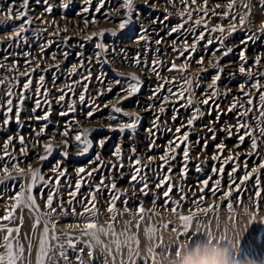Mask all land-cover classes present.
<instances>
[{
	"label": "rangeland",
	"instance_id": "374dc122",
	"mask_svg": "<svg viewBox=\"0 0 264 264\" xmlns=\"http://www.w3.org/2000/svg\"><path fill=\"white\" fill-rule=\"evenodd\" d=\"M93 1L92 6L87 0H28L25 7L23 0H0V178L4 177V166L8 167L13 176L17 175L14 165L18 164L25 169L23 179L0 183V218L6 214V209H10L12 201L9 197L19 192L21 186L27 188L30 183L27 174L29 166L38 169L44 178L43 183L37 181L32 194L36 196L41 213L46 217L49 210L41 196L46 198L56 189L57 173L53 169L59 167L64 175L60 177L54 206L59 202L63 208L68 206L81 212L90 198L89 194L95 193L100 221L99 216L108 208L113 194L118 192L121 195L115 201L116 210L124 216H117L115 222L119 223V227L133 219L130 214L137 213L141 204L149 211L139 223L155 224L157 221L153 213L156 210L151 207L154 206L153 200L157 208L162 206L163 201L167 203V208L163 210L165 213L160 212L166 215H174L171 209L177 205V213L184 215L199 213L194 202H199L200 208L219 205L207 215L199 214L197 218L203 217L213 225L220 219L223 225L224 220H232L227 207L231 203L235 218L243 221V236L240 242L237 243L235 239L232 242L230 264H264V169L258 168L264 163V137L259 135L260 129L264 128V115H261L264 106L259 101V95L264 93V0H235L238 9L235 10L236 19L231 14L227 17L222 14L227 11L228 0H208L207 16L202 11H195L197 6H202L203 0H198V5L190 8H185L180 0H134L131 23L124 29L119 27L120 22L128 18V11L123 6L124 0ZM243 2L254 7L246 23L241 26L239 17L248 11L241 7ZM217 3L220 8H216ZM64 4L68 7L64 8ZM49 6L51 12L46 11ZM85 7L89 11L84 12ZM97 7L99 11H96ZM213 9L221 15H214ZM17 11L25 15L16 19ZM187 12H191V18L187 14L181 16V13ZM29 20L30 24L26 22ZM85 20L89 21L87 26ZM92 20L96 22L93 24ZM198 20L199 24L196 23ZM147 23L156 27L157 32L171 33L169 42H175L168 44L160 41L159 37L156 39L157 36L150 32L153 30ZM233 24L236 28L234 32ZM20 26L25 29L21 33L22 39L12 34ZM221 27L223 33L217 30ZM72 28L77 29L82 39H67L64 46L63 43L57 44L56 39H60V34ZM101 32L103 36H100ZM112 32L116 35L113 36ZM188 34L193 40L186 38ZM249 35H255L256 39L248 41L246 45L241 43ZM201 36L204 39H200ZM238 43L243 44L246 63L240 59L242 49L234 50L233 46ZM97 44H103L107 52L98 48ZM193 45L195 51H192ZM227 49L232 51L225 56L223 53ZM214 51L215 54L210 55ZM257 56L260 57L259 65L254 63ZM137 57L140 60L139 66L135 63ZM201 60L203 63H200ZM173 64L176 69L170 71ZM241 67L245 68V73L239 71ZM248 72H251V76ZM133 74L141 82L140 90L122 99L127 96L124 89L128 86V77ZM217 75L220 79L214 85L212 81ZM40 77L44 78L42 85ZM28 80H31V85L25 90L23 85ZM115 80L121 82L117 84ZM256 81L262 85L259 92L251 88V84ZM241 85H244L243 91ZM109 88L112 90L108 91ZM9 89L11 97L7 95ZM212 92H216V95L210 96ZM61 95L64 96L63 100L58 99ZM81 95L84 96L83 102L80 100ZM21 97L24 98L22 104ZM249 98L253 100L251 105L247 103ZM8 99L12 100V113L7 112ZM204 99H209L207 105L202 103ZM37 101L40 103L39 108L36 107ZM234 103L236 108L229 111ZM113 107H119L122 111L114 112ZM17 110L20 111L19 123L15 118ZM90 111L93 115L89 118L86 114ZM61 112L67 115L61 116ZM245 112L247 115H240ZM45 114H48V120L36 119ZM194 115L198 118L189 126L188 121ZM5 116L9 119L8 124L4 123ZM112 116L116 118L110 119ZM135 116L139 117L137 127L134 130L126 128L121 132L120 127L129 123L130 118L135 119ZM243 122L249 125L248 129L238 127ZM66 128L68 136L62 135ZM229 128L232 135H229ZM85 129L89 130L88 139L92 147L81 155L76 147L75 135ZM248 132L252 133L251 137L247 135ZM185 135L186 141L183 140ZM240 135L245 136L243 143L239 139ZM20 136L24 138V145L20 144ZM9 137L12 142L5 156L3 145ZM252 138L258 143L257 154H252ZM100 141H104L103 147ZM46 144H50L53 149L50 155L45 152ZM176 144L179 147H175ZM221 144L225 146L222 151L218 148ZM22 147L26 149L25 152L20 151ZM172 148H175L174 152ZM186 148L189 151L187 174L181 177L185 168L183 151ZM117 149L120 150L119 158L116 155ZM166 152L168 156H165ZM41 156H47V159L41 160ZM213 156L218 158L214 160ZM149 157L153 159L149 160ZM137 159L140 160L138 165L135 164ZM98 166L101 168L97 173L93 171L91 176L87 175L89 170H96ZM197 167L200 171H197ZM80 168H84L85 172L78 175ZM135 168L141 169L139 177L144 178L139 183L131 181ZM213 168L217 171L213 172ZM220 168H223V172L218 171ZM253 168H258L257 173L241 184L240 181ZM164 175L171 177L173 191L169 194L170 199L163 196L167 183L161 188L156 187ZM77 180L81 182V187L73 199L69 193L75 190ZM205 180L208 185L201 192ZM113 181L116 184L115 190L110 188ZM145 181L148 184L147 196L140 192ZM217 181L219 190L214 196L213 189L217 187ZM237 186L239 191L234 190ZM97 187L101 191L96 192ZM230 190L231 196L225 197L224 194ZM257 190L261 192L259 198L255 196ZM182 195L184 199H181ZM69 200L72 201L71 205ZM124 200L128 203L124 204ZM15 215H21L19 209ZM22 215L23 224L19 225V221H16L21 229V242L27 248L30 240L32 251L36 250L37 239L42 236L36 231L44 226V221L33 230L32 214L25 209ZM55 218L59 241L50 242L51 245L57 242L53 245L55 252L50 255H53V264H63L59 258L58 245L65 243V237L61 235L63 232L59 231L61 228L58 226L59 223L77 224V221L70 214L64 216L59 209ZM251 218L262 220L257 231L248 225L247 220ZM167 222L156 223L157 230H161ZM167 226L172 228V232L178 229V226ZM195 226L196 219L192 229L187 231L189 238L194 234L192 230ZM48 227L51 234L52 224L49 223ZM26 230L29 232H24ZM81 231L80 228L72 233L79 235ZM184 235L185 232H182V239ZM81 247L83 244L77 245V249ZM168 247L167 243L165 251L154 254L156 257L162 256L170 250ZM139 249V255L146 257L147 250ZM65 250L70 257L68 264H78L75 255H82L87 264H103L99 250L91 259L87 256V250L84 253ZM175 250L174 247L170 251L174 253ZM30 255L26 252L28 259ZM140 264H143V259Z\"/></svg>",
	"mask_w": 264,
	"mask_h": 264
},
{
	"label": "snow or ice",
	"instance_id": "6c2138e0",
	"mask_svg": "<svg viewBox=\"0 0 264 264\" xmlns=\"http://www.w3.org/2000/svg\"><path fill=\"white\" fill-rule=\"evenodd\" d=\"M88 3H91V0H87ZM180 2L182 4H184L185 8H190L193 5H198V0H191V3L189 4V0H180ZM133 3L134 0H124V8L127 9L128 11V18L121 21L120 22V29H124L128 24L131 23V14L133 12ZM23 4L25 5V7H27L28 5V0H23ZM208 0H203V4L202 6H197L195 8V11L197 12H203L205 16L208 15ZM101 7L103 6L102 4L100 5ZM64 8H67L68 5L64 4L63 5ZM242 8L247 9L248 11L245 12L243 15H241L239 17V24L241 26H243L246 23L247 17L250 15L252 8L254 7V5H250L247 2H243L241 5ZM262 7H264V5H262ZM216 8H220V4L217 3L216 4ZM100 8L98 7L96 9V11H99ZM235 10L236 9V3L235 0H228V4H227V11H225L224 13H222L225 17H227L229 14L232 15L233 19H236L235 17ZM12 9L9 8V12H11ZM46 11L51 12V6H49ZM84 12L89 11V9L87 7H85L83 9ZM214 15H221V13H217L215 12V9L212 10ZM187 14L189 16V18H191V12H187V13H181V16ZM25 15L24 13H21L19 11H17L16 14V19H21L22 16ZM27 23H31V21H26ZM95 20H92L91 23H95ZM89 23L88 20H85V26H87V24ZM197 24L200 23V21H196ZM218 31H220L221 33L224 32V29L221 27L219 29H217ZM236 30L235 25L233 24L232 26V31L234 32ZM262 30H264V23H262ZM25 29L23 28V26H20L17 29L13 30V35L18 38V39H22L23 37H21V33L24 32ZM65 31H67V29H65ZM173 31H176V29H173ZM113 36L116 35L115 32L111 33ZM95 35V34H93ZM104 33L101 32L100 36H103ZM89 39H91V37H89ZM141 39H143V37H141ZM200 39H204L203 36L200 37ZM256 39L255 35H249L247 36V38L243 41H241V43L243 44H247L248 41L250 40H254ZM160 41H157V43H159ZM209 43H211V41H209ZM98 48L103 49L105 52H107V48L103 45V44H97ZM43 50V49H41ZM187 50V48L185 49ZM192 51H195V45L192 46ZM232 51V49H227L226 51H224L223 55L227 56L230 52ZM65 56H67V53L64 54ZM182 55V54H181ZM240 59L242 61H244L245 63L247 62V58L245 56V51L242 49L240 52ZM135 63L137 66L140 65V60L139 57L136 58ZM158 63V62H157ZM200 63H203V61L201 60ZM219 63V61H217V64ZM256 65H259L260 63V57L257 56L255 62ZM2 66V65H0ZM38 67V65H37ZM176 69V65L173 64L172 68L169 69L170 71ZM177 70H181V69H177ZM153 72L156 71L155 68L152 69ZM239 71L241 73H245V68L241 67L239 69ZM73 72H75V68H73ZM23 75H28L27 73H23ZM248 75L251 76V72H248ZM43 77H40V81H41V85L43 84ZM220 79V76L217 75L215 77V79L212 81V83L215 85L216 82ZM129 83L126 89H124V91L127 93V96L122 97V99H127L128 96L134 95L135 93L139 92L140 87H141V82L138 79L137 76H135L134 74L131 75L130 77H128ZM115 83L119 84L121 81L120 80H115ZM2 83V82H0ZM190 83V81L188 82ZM31 85V80H28L24 85V89L28 90L29 87ZM261 82L260 81H256L254 83L251 84V88L255 89L257 92L260 91L261 89ZM241 91L244 90V85L240 86ZM112 89L109 88L108 91H111ZM61 92H63V90L61 89ZM7 95L9 97H11L12 92L11 89H9L7 91ZM216 92H212L210 94V96H215ZM245 95H249L248 93H245ZM181 98H182V94H181ZM23 97H21V104L23 103ZM58 99L63 100L64 96L61 95ZM80 100L81 102H83L84 100V96L81 95L80 96ZM259 101L261 102V106H264V93H261L259 95ZM8 107H7V112L8 113H12L13 112V108H12V100L8 99L6 101ZM189 104L192 103L191 100L188 101ZM203 104L207 105L209 103V99H204L202 101ZM247 103L249 105H251L253 103V100L251 98H249L247 100ZM36 107L39 108L40 107V103L39 101H37L36 103ZM234 108H236V104L234 103L233 105H231L229 107V111H232ZM113 111L114 112H121L122 109L119 107H113ZM161 111H164V109H161ZM197 113H199V109L196 110ZM61 116L67 115L66 112H61L60 113ZM87 117H91L93 115V113L90 111L87 114ZM241 116L247 115V112L245 113H240ZM261 115H264V112L261 113ZM15 118H16V122L19 123L20 122V111L17 110L15 112ZM115 116L110 117V119H115ZM198 116L194 115L192 117V119H190L188 121V125L191 126L193 123V120L197 119ZM36 119H43V120H48V114H45L43 117H36ZM173 119H175V117H173ZM139 120L138 116H135V119L130 118V122L127 124H124L120 127V131L123 132L126 128L127 129H135L137 127V121ZM4 123L8 124L9 123V119L7 116H5L4 119ZM45 127H47V125H45ZM238 127L240 129H248L249 125L246 122L243 123H239ZM211 131V129H209ZM41 131H43V129H41ZM151 131V130H149ZM177 132L180 131L179 128L176 129ZM229 135H232L231 129H228ZM39 135V134H37ZM62 135L64 136H68V130L66 128V130L62 133ZM88 135H89V130L85 129L83 130L82 133H78L75 135V141H76V147L78 152L83 155L85 153H87L89 151V149L92 147L91 141L88 139ZM247 135L249 137L252 136L251 132H248ZM259 135L261 137H264V128H261L259 131ZM214 138V137H213ZM239 139L241 141V143H243V141L245 140V136L244 135H240ZM183 140L186 141L187 140V135H185L183 137ZM19 141L21 145H24V138L23 136L19 137ZM12 142V138L9 137L7 142L3 145V149H4V155L7 156V149L9 144ZM65 145H67V141L64 142ZM104 141H100V145L101 147H103ZM45 152L48 153L49 155L52 152V147L50 144H46L45 146ZM175 147H179V144H176ZM225 146L223 144L218 145V148L222 151L223 148ZM251 148H252V154H257L256 150L258 148V143L256 141L255 138H252L251 141ZM21 152H25L26 149L25 148H21L20 149ZM172 151H175V148H172ZM65 155H67L65 153ZM116 155L119 158L120 156V150L117 149L116 151ZM169 153H165V156H168ZM183 156H184V160H185V168L184 170L181 172V177L186 176L187 174V161L189 159V151L187 150V148L183 151ZM97 160L100 159L99 155H97ZM165 157H161L162 160H164ZM171 158H175L174 156H172ZM218 157L213 156V159H217ZM0 159H2V157H0ZM14 159V158H13ZM41 160L47 159V156H41L40 157ZM153 159L152 157H149V160ZM229 159H232V157H229ZM135 164H140V160H136ZM15 168V172L17 173L16 176L12 175V172L9 171L7 166H4L2 168V171L4 173V177L0 178V183H4V181L6 180H14V179H23L25 177V169L21 168L17 165L13 166ZM259 169H264V163H261L258 166ZM258 168H253L251 170V172L247 173L244 178L240 181L241 184H243L245 181H247L253 174L257 173ZM54 172L57 173L56 179H55V185L57 186L56 189L54 191H51L47 197H43L41 196V199L45 200V207L49 210L48 215L45 217L42 213H41V209L37 203V198L36 196H34L33 193V188L36 187L37 185V181L39 180L41 183H43L44 178L43 176L40 174L38 169H33L29 166V168L27 169V174L30 177V183L28 184L27 188H24L23 186H21V190L19 192H17L14 196L9 197V200L12 201L10 209H6V214L0 218V221H4L7 223H2L0 222V248H3V252H0V264H31V262L28 259V256H26V252L30 255L31 251H32V244L31 241L29 240V243L27 245V248H25V245L21 242L20 239V226L23 224V215L22 213L24 212L25 209H27L29 211L30 214H32V217L34 219V224H33V230H35L36 226L40 225L41 221H44V227L42 230V236L39 239V247L37 249L36 252V256H35V264H53V255H50V253H53L55 251V249H53V247L51 246V241H57L59 240V237L56 235V218H55V214L57 213V210L59 209V212L62 213L64 216L67 215H71L75 218V220L77 221V224L79 223H83L84 225V229L79 233V235H76L74 233H61V235H63L65 237V243L59 244L58 248H59V258L61 261H63V264H68L69 262V255L68 252L65 249H71L74 252L78 251L79 253H84L85 250H87V256L91 259L95 256L97 250H99L100 256L103 258V264H117V258L119 257V264H140V261L143 259V264H149V261L151 262V264H157V260H156V255L154 254L153 250L151 248L147 249V254L146 257L142 258L139 255L140 249H139V241L137 239V236L135 233H133L131 231L132 226L129 225L126 229L117 232L116 228H115V221L117 219L118 215H121V213H119L118 210H116V205H115V201L120 199V193L116 192L113 194V196L111 197V200L109 202V206L107 208L108 213L110 214V219L112 222H108L107 223V227H105L104 225H100L98 223V212L99 210L96 207L97 204V197L95 193H90L89 196L90 198L87 200V202L84 204L83 207V211L81 212H76L75 208H70V209H64L62 203L57 202L54 206V201L57 198L58 195V186L60 184V177L64 175V172L62 170H60L59 167L54 168L53 169ZM95 171V169L89 170L87 172V175L91 176L92 172ZM197 171H200V168L197 167ZM217 169L213 168V172H216ZM219 172H223V168H220L218 170ZM235 171V169L233 170ZM85 169L84 168H80L78 169V175L80 173H84ZM141 172L140 168H135V174L132 175L131 177V181L132 182H136L139 183L140 180L144 179L143 177H139V174ZM139 177V179H138ZM171 181V177L168 175H164L163 179L160 180L156 187L157 188H161L164 186V184H168L167 189L163 192V196L165 198L170 199V193L173 191V185L170 182ZM101 183H103V181H101ZM235 183V182H233ZM208 185V181L205 180L202 182V186L200 188V191L203 192L204 188L207 187ZM217 187L213 189V195L215 196L216 191L219 190V181L216 182ZM47 186V185H46ZM81 187V182L79 180H77L76 184H75V190L70 192L69 195L75 199L77 196V193L79 192ZM110 188L112 190L116 189V184L113 181V183L110 185ZM257 188L259 189V181H257ZM146 189H148V184L145 181L143 187L140 188V192L143 193L145 196L148 195V191H146ZM235 191H239V186H237L236 189H234ZM101 191V189L99 187L96 188V192ZM232 194V190L226 192L224 195L225 197H230ZM255 196L257 198H259L261 196V192L259 190L256 191ZM181 199H184V196H181ZM201 200H203V197H200ZM68 203L71 205L72 201L69 200ZM124 204H127V200L123 201ZM156 201L153 200V204L155 205ZM197 205V208L199 209V213L197 212H191L188 215H184V214H179L177 213V207H173L171 209V212L173 214H177L179 216V221L181 223L182 228L184 229L185 232H187L191 226L192 223L194 221V219L197 218V216L199 214H203V215H207L209 212L213 211V208H218L219 205H210L207 208H200L199 202H194ZM228 209H229V213L230 216H232V218H235V214L232 212V208L233 205L231 203L228 204ZM17 209L20 210L21 215L20 216H16L15 213L17 211ZM125 211H127V209H125ZM148 209H145L143 207V205H139L138 206V211L135 214H130L131 217L137 219L138 218V222L136 224V227L139 228V221H142L145 218V214L148 212ZM153 215L159 216V213H153ZM150 218V217H149ZM19 221V225L16 224V221ZM51 223L52 224V228H51V235H50V229L48 227V224ZM165 228H167V225H164ZM157 228L156 227H147L145 229V235L147 237V239L152 240L155 238V234H156ZM109 237L111 239L112 242V247L109 248L108 246H106L103 241L101 240V237ZM28 237L26 236L25 239H27ZM86 238V239H85ZM78 244H83V247L77 249V245ZM126 250V251H125ZM75 259L78 261V264H87V262L83 259L82 255H75ZM58 264V262H57Z\"/></svg>",
	"mask_w": 264,
	"mask_h": 264
},
{
	"label": "clouds",
	"instance_id": "9594fccd",
	"mask_svg": "<svg viewBox=\"0 0 264 264\" xmlns=\"http://www.w3.org/2000/svg\"><path fill=\"white\" fill-rule=\"evenodd\" d=\"M242 229L243 221L236 218L224 220L223 225L220 219L213 225L203 217L196 218L190 238L185 232L182 239L179 230L169 233V243L176 250L156 257L157 264H230L232 242L234 239L240 242Z\"/></svg>",
	"mask_w": 264,
	"mask_h": 264
},
{
	"label": "bare ground",
	"instance_id": "6f19581e",
	"mask_svg": "<svg viewBox=\"0 0 264 264\" xmlns=\"http://www.w3.org/2000/svg\"><path fill=\"white\" fill-rule=\"evenodd\" d=\"M93 3H94V1L91 2L89 5L92 4V6H93ZM148 26H150V29L153 30V31H150V32L152 34H154L155 36H157L156 39H158V37H159V38H161V39H159L160 41L167 42L168 44L169 43L172 44V42H175V41H172V40H170V42H169L170 37H172V34L171 33L164 32V31L163 32H157L156 31V27H154L152 24H148ZM77 32L78 31H77L76 28H72L69 31L64 32L63 34H60V36H59L60 39H56V41H57L56 43L57 44L63 43L62 45L64 46V44L66 43L67 39H69V40H76V39L77 40H80V39H82V37L80 35H78ZM186 38L193 40V37L190 34H188V36ZM182 39H184V38H182ZM186 45L189 46L190 43L189 44H186ZM233 47H234V50L242 49L243 44L238 43V44H235ZM213 54H215V51L212 52L210 55H213ZM127 62L125 64L126 65H129V63H127ZM0 68H1V66H0ZM208 98H210V96ZM210 102H212V99L211 98H210ZM101 166H102V164H101ZM101 166H98L96 168L95 172L99 168H101ZM162 203H163L162 206H160L158 208L155 205L154 206H151L152 203L150 204L151 207H154L155 208V210H156L155 213H159L160 214L159 216H156L155 215V221H157V222H155V224H153L152 222L139 223V228H137L136 227V224H137L138 221L136 222L135 219L133 218L130 221H125L126 224H123L122 223V225L120 227H119V223L115 222L116 231L117 232H120V231L126 229L129 225H131L132 226L131 231L136 234L137 239L139 241V248H144L145 250L151 248L156 255L158 254L159 251H165V248H166V244L167 243H168V246H169L168 248L170 250L173 249L174 247H172L170 245V243H169V233L172 232L171 231V229H172L171 227L167 226V228H165L164 225H163V227H162L161 230H157L156 231L155 238L152 239V240L147 239V237L145 235V229L147 227H156L155 226L156 223H159V222L166 223L167 221H174V222H167L168 223L167 225H173L174 228L178 226V229L177 230H179L181 233L182 232H185L184 229L182 228L181 224H180L179 216L177 214H174V215H170V214L169 215H166V214H164L165 211H163V210H165L167 208V203L164 202V201ZM64 209H70V207L67 206V207H64ZM161 211H163L164 213L163 212L160 213ZM122 215L123 214L121 213L120 216H122ZM122 217H124V216H122ZM99 219H100V221H98V222H100L99 224L100 225H104L105 227H107V223L108 222H112L111 219H110V214L108 213L107 209H104L103 210V213H102L101 216H99ZM147 221H151V220H147ZM247 221H248V225L253 226L254 227L253 229L255 231H257V229L259 228L258 226L261 224V221L262 220L261 219H258V218H251V219H248ZM180 226H181V229H180ZM43 227L44 226H40L39 228H37V231L36 232H38L39 235H42ZM58 228L59 229L61 228L59 230L60 232L62 230L63 233H72V232H75V230H80V228H81V230H83L84 229V225L83 224L82 225H79V224H76V223L75 224H70L69 223V224H62V225H60V223H59ZM62 228L68 229V230H63ZM190 229H192V226H191ZM24 232H29V230H26ZM101 240L109 248L112 247V242H111V239L109 237L102 236L101 237ZM57 241H59V240H57ZM55 244H57V242H54L51 246L53 247V245H55ZM38 247H39V239H37V242H36V248H35L36 250H33L32 251V253L30 255V258H29V261L31 262V264H35V256H36V252H37ZM1 251L2 252L4 251L3 248L1 249ZM50 254H53V253H50ZM117 264H119V257L117 258Z\"/></svg>",
	"mask_w": 264,
	"mask_h": 264
}]
</instances>
